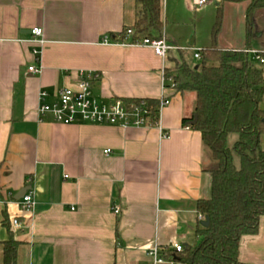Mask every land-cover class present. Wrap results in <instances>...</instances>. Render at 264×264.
Wrapping results in <instances>:
<instances>
[{
  "label": "crops",
  "instance_id": "obj_1",
  "mask_svg": "<svg viewBox=\"0 0 264 264\" xmlns=\"http://www.w3.org/2000/svg\"><path fill=\"white\" fill-rule=\"evenodd\" d=\"M249 4L161 0L163 35L178 48L162 58L148 46L100 43L134 25L136 0H0V264L11 238L17 264H147L154 246L196 243L197 202L211 196L209 156L190 127L196 93L164 84V72L183 59L200 62L194 49L212 45L220 7L217 47L248 51L264 71L253 53L264 58V8L248 39ZM35 27L44 30L42 46L32 41ZM33 65L42 71L32 73ZM89 72L101 75L93 92L105 101L169 98L161 128L39 116L41 90L54 102L59 88ZM24 188L34 193L32 210L15 198ZM240 260L264 264V216L257 234L241 238Z\"/></svg>",
  "mask_w": 264,
  "mask_h": 264
},
{
  "label": "trees",
  "instance_id": "obj_2",
  "mask_svg": "<svg viewBox=\"0 0 264 264\" xmlns=\"http://www.w3.org/2000/svg\"><path fill=\"white\" fill-rule=\"evenodd\" d=\"M218 1L250 3L246 14L249 39L254 12L264 8V0ZM161 9V0H136L132 39L162 38ZM222 16L220 7L211 30L212 45L202 49L199 63L183 59L165 70L177 90L196 93L198 120L190 127L202 135L209 156L204 171L212 178L211 196L197 202V211L209 219V226H203L201 219L196 243L182 252L160 249L166 261L180 264H247L240 260L241 238L257 234L264 216V71L251 64L248 51L217 47ZM146 100L157 104V100ZM231 133H237L238 139L230 147ZM18 246L14 238L4 242L3 264H17Z\"/></svg>",
  "mask_w": 264,
  "mask_h": 264
},
{
  "label": "built area",
  "instance_id": "obj_3",
  "mask_svg": "<svg viewBox=\"0 0 264 264\" xmlns=\"http://www.w3.org/2000/svg\"><path fill=\"white\" fill-rule=\"evenodd\" d=\"M209 0H196L198 5H203ZM33 35L32 41L42 46L44 40V30L41 27H35L31 31ZM133 29L128 27L116 36L104 35L100 39L102 44H123L151 47L155 53L162 57L168 58L172 50H177L176 46L169 44L163 35L160 39L151 40L149 38L132 39ZM37 58L40 57L41 50H34ZM256 58L263 63L264 58L257 52L253 51ZM194 56L201 59V49H194ZM29 70L34 74H39L42 67L30 66ZM101 75L89 72L84 75L75 87H61L57 90V98L54 102H47L49 93L45 90L39 92L40 105L38 114L41 118L51 115L53 120L62 124H73L83 121L91 124L113 125L123 128H148L159 127L160 117L166 106L170 104V99L162 97L157 104L152 106L148 100L142 98L138 101H127L121 98H113L105 101L98 98L93 92V82L99 80ZM170 83L171 88L177 89V85L172 77H167L164 72V84ZM164 135H167L164 133ZM110 150H105L108 154ZM22 210H32L36 205L35 196L32 190H29L23 198L18 200ZM118 213L119 209L116 208ZM201 217V216H200ZM202 220L205 218L201 217ZM14 225L19 226L17 219L13 221ZM184 245L174 244L172 247L177 252L184 250ZM149 261L147 264H161L166 261L160 254V248L154 246L148 251ZM172 264H180L170 261Z\"/></svg>",
  "mask_w": 264,
  "mask_h": 264
},
{
  "label": "water",
  "instance_id": "obj_4",
  "mask_svg": "<svg viewBox=\"0 0 264 264\" xmlns=\"http://www.w3.org/2000/svg\"><path fill=\"white\" fill-rule=\"evenodd\" d=\"M197 120H198V116L197 114H194V117H193V120L190 122L192 125L196 124L197 123ZM30 190V188H24L22 189L17 195H16V199L17 200H20L21 198L24 197V195ZM202 225L207 227L209 226V219L206 218L205 220H203L202 222ZM187 247L189 248V246L187 245Z\"/></svg>",
  "mask_w": 264,
  "mask_h": 264
},
{
  "label": "rangeland",
  "instance_id": "obj_5",
  "mask_svg": "<svg viewBox=\"0 0 264 264\" xmlns=\"http://www.w3.org/2000/svg\"><path fill=\"white\" fill-rule=\"evenodd\" d=\"M237 139H238V134L237 133H231L228 137V145L231 147ZM235 163L237 166H239V158L238 157H235Z\"/></svg>",
  "mask_w": 264,
  "mask_h": 264
}]
</instances>
